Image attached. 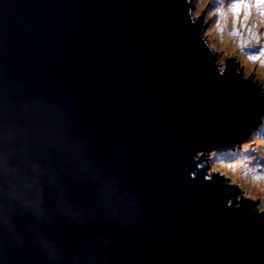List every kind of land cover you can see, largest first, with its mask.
I'll return each instance as SVG.
<instances>
[{
	"label": "water",
	"instance_id": "obj_1",
	"mask_svg": "<svg viewBox=\"0 0 264 264\" xmlns=\"http://www.w3.org/2000/svg\"><path fill=\"white\" fill-rule=\"evenodd\" d=\"M189 2L0 0V126L44 101L53 119L40 127L75 145L36 151L52 220L29 218L69 258L264 264V212L228 175L208 173L212 148L260 127L263 82L243 76V59L219 70ZM57 185L78 218L57 206ZM30 247L28 264H48Z\"/></svg>",
	"mask_w": 264,
	"mask_h": 264
},
{
	"label": "clouds",
	"instance_id": "obj_2",
	"mask_svg": "<svg viewBox=\"0 0 264 264\" xmlns=\"http://www.w3.org/2000/svg\"><path fill=\"white\" fill-rule=\"evenodd\" d=\"M51 119L50 106L44 101H34L23 105L7 125L0 126V258L20 255L28 264L34 257L31 241L45 254L48 264H62L65 259L70 264H84L82 257L73 254L69 258L60 244L29 223V218L41 223L52 220L43 207L41 182L45 168L36 158V151L49 145L75 149L66 136L53 137L43 131L41 123ZM25 120L31 121V127ZM237 148L231 151L232 155ZM217 155L224 154L213 156ZM49 182L55 183V178L50 177ZM57 190L60 193L57 206L65 214L78 218L80 211L64 200L62 186L57 185Z\"/></svg>",
	"mask_w": 264,
	"mask_h": 264
},
{
	"label": "rangeland",
	"instance_id": "obj_3",
	"mask_svg": "<svg viewBox=\"0 0 264 264\" xmlns=\"http://www.w3.org/2000/svg\"><path fill=\"white\" fill-rule=\"evenodd\" d=\"M190 0H187V3ZM191 21H201L205 44L219 70L229 59H243V76H254L264 86V0H191ZM241 140L234 156L208 152V173L228 175V184L244 190L243 199L254 200L264 212V120ZM233 150L236 144L232 145ZM227 147L223 148V153Z\"/></svg>",
	"mask_w": 264,
	"mask_h": 264
},
{
	"label": "bare ground",
	"instance_id": "obj_4",
	"mask_svg": "<svg viewBox=\"0 0 264 264\" xmlns=\"http://www.w3.org/2000/svg\"><path fill=\"white\" fill-rule=\"evenodd\" d=\"M240 146H241V144L239 143V141H237V143H236V148L238 147V148H240ZM226 147H227V151L225 152V153H223V146H219V147H217V148H212V152H214V153H221V154H224L225 156H230V155H232L231 154V151L233 150V148H232V145L231 144H229V145H226ZM234 156V155H233Z\"/></svg>",
	"mask_w": 264,
	"mask_h": 264
},
{
	"label": "trees",
	"instance_id": "obj_5",
	"mask_svg": "<svg viewBox=\"0 0 264 264\" xmlns=\"http://www.w3.org/2000/svg\"><path fill=\"white\" fill-rule=\"evenodd\" d=\"M213 155H216V153H214Z\"/></svg>",
	"mask_w": 264,
	"mask_h": 264
}]
</instances>
